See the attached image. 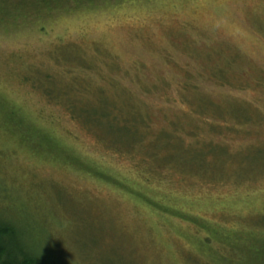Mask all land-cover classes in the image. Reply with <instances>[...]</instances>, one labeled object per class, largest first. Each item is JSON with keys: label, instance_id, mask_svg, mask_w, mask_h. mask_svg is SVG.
I'll return each mask as SVG.
<instances>
[{"label": "rangeland", "instance_id": "374dc122", "mask_svg": "<svg viewBox=\"0 0 264 264\" xmlns=\"http://www.w3.org/2000/svg\"><path fill=\"white\" fill-rule=\"evenodd\" d=\"M24 4L0 0V211L36 224L42 264H264V0ZM101 89L182 140L117 144L137 130Z\"/></svg>", "mask_w": 264, "mask_h": 264}, {"label": "trees", "instance_id": "16d2710c", "mask_svg": "<svg viewBox=\"0 0 264 264\" xmlns=\"http://www.w3.org/2000/svg\"><path fill=\"white\" fill-rule=\"evenodd\" d=\"M21 1L25 2V4H26L28 1H31V0H21ZM88 1L91 2L92 0H88ZM32 3L35 5L38 3H41V4L46 3L47 4L46 6H51L52 3L57 4L58 0H32ZM16 9H19V8L17 7ZM29 79H31V81H33V83H35L34 86L37 89L38 88L41 89L45 93V95H47L50 98H58V99L65 98V100H66L68 97V94H69V90L70 89L73 90V87H76L75 85H73L71 87L65 85L64 86L65 91H56V88H55L56 80L54 79V76L50 75V74H46L43 78V81L39 78H38V80L36 78H32V76H29ZM184 87L186 89H189L188 85H186ZM66 88H68V91L66 90ZM100 96H101V99L104 103L103 104L104 105V107H103L104 112L105 113L108 112V117H103V118H106V120H107V119H109L110 114L112 112L117 113L119 116L118 119L121 121V124L125 123V124L129 125L130 127H132L133 129L137 130L136 131L137 134H135L131 137L130 136H125V137L123 136L120 140L117 141V144H123L125 142L133 143V145L142 147V149H140V150H143V151L145 150V152H146V149H150V147H151V148H153V152H151L150 157H151V159L155 160V158H159L160 155L162 154L160 152L155 151L159 148V146L163 147L166 144H168L169 142H170L169 144H171L175 140L176 141L182 140L180 137H178L179 135L177 134V128L179 125L178 120H172L171 121V123H173V129L164 128V130H162V131L171 132L168 134V137L160 138L158 136V133L161 131H159L157 133H153V131L151 130L152 125L150 122L151 121L150 115L146 116L143 113L142 109L136 103H134L135 105H132L130 107L126 104L125 105L124 104L123 105L116 104L113 102V99L111 100V97L103 89L100 90ZM76 106H77V103H75V104L69 103L68 104V107L71 110H74L76 108ZM92 106H94V107H90L87 109L84 108L82 111H79L78 115H79V117H83V120L89 126V129L94 130L93 127H97V126L94 123H92L91 119H94L97 117L98 111H96V110H98V108L96 107V104H93ZM88 109H90L92 111L93 110L96 111L93 113V116L88 115V112H89ZM80 115H82V116H80ZM14 125H18V124L14 123ZM17 127H20L22 129L21 139L24 142H33L34 143V144H31V146H30L31 149H35V150L37 149L38 151H41L42 149L40 150V148H39V147H41L43 149H46L47 153H49L50 155L54 151L51 144L50 145H48V144L44 145V143L47 140H49V142L51 143V141H50L51 136L47 132H44L45 134L43 136H41V138H39L40 141H38V142H41V143H37L36 138L38 136L34 138L33 137L34 135H31V134L27 133L26 131H24L20 125ZM110 127H112V126H110ZM170 134L171 135L176 134V137H174L173 141L170 139L171 136L169 137ZM163 143H166V144L156 146V144H163ZM26 144L28 145V143H26ZM109 146L115 152L126 153L129 151L126 149H121V146H119V147H117V146L113 147L111 145H109ZM123 147H126V146L123 145ZM133 149L134 148L131 149V153L134 152ZM54 157H56V156H54ZM168 162H169V160H168ZM155 168H156V166H155ZM103 172H105V171H102L101 173H103ZM100 176H101L100 178H103V179L107 178V177L105 178L104 175H100ZM263 221H264V217H263ZM36 227H37L36 224L30 223L27 220H25L24 218L22 219V221L16 220L10 214V210L8 209V207H6L5 211L3 209H2V211H0V264H42L41 258H40L41 255L39 254L40 251L38 250V248L33 247V244L32 245L28 244V243H30L29 241H32V240H30L31 236L33 237V235L35 233V230L33 233L32 228L36 229ZM262 261L263 260L260 261V258H258L257 260H255V259L251 260V262L253 264H262L263 263Z\"/></svg>", "mask_w": 264, "mask_h": 264}]
</instances>
